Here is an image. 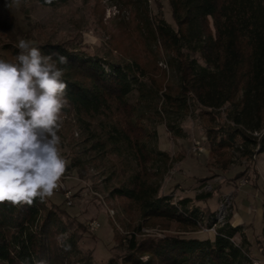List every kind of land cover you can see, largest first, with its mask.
Returning a JSON list of instances; mask_svg holds the SVG:
<instances>
[{
    "label": "trees",
    "instance_id": "trees-1",
    "mask_svg": "<svg viewBox=\"0 0 264 264\" xmlns=\"http://www.w3.org/2000/svg\"><path fill=\"white\" fill-rule=\"evenodd\" d=\"M36 1L55 6L57 0ZM122 1L143 6L141 26L147 40L175 62L177 86L167 83L155 62L147 65L151 69L134 57L114 64L65 42L35 45L45 54L56 51L69 60L65 79L70 107L58 135L72 138L74 128L78 130L82 149L73 166L107 168L109 197L141 222L130 236L116 239L124 249L121 264H251L245 244L234 241L240 227L226 223L212 239L184 236L215 220L209 214L205 224L195 206L212 193L177 201L160 194V181L172 159L150 150L146 140L151 134L142 120L143 110L158 97L174 112L193 108L217 169L227 172L234 156L252 166L253 156L264 153V0H166L173 26L148 17L142 0ZM9 3H0V33L7 27L1 8ZM0 49L7 62H14L19 52L10 42H1ZM262 216L264 221V211ZM149 224L163 230L174 227L180 234L135 236ZM85 230L47 197L31 206L6 201L0 204V263L94 264L91 253L79 248ZM62 234L63 242L58 240Z\"/></svg>",
    "mask_w": 264,
    "mask_h": 264
},
{
    "label": "rangeland",
    "instance_id": "rangeland-1",
    "mask_svg": "<svg viewBox=\"0 0 264 264\" xmlns=\"http://www.w3.org/2000/svg\"><path fill=\"white\" fill-rule=\"evenodd\" d=\"M9 1L1 8V19L7 26L0 33L3 43L16 46L20 39H25L32 41L35 47L43 42H65L114 64H123L134 57L146 66L155 62L165 73L169 85L179 83L175 62L147 40L145 27L141 26L142 5L138 2L134 5L122 0H55V6H43L36 0ZM142 1L147 6L148 17L163 19L173 26L166 0ZM5 56L0 49V59ZM144 82L148 87L147 81ZM136 96L130 100L133 102ZM152 104L143 110L142 123L151 134L146 144L154 153L165 152L172 159L160 181V194L171 195L177 201L211 192L212 198L196 202L195 206L205 224L211 215L221 221L216 227L215 220L211 223L215 232L206 231L207 226L202 224L197 231L184 236L213 238L223 224L240 227L234 241L245 244L251 264H264V153L252 158V166L234 156L227 172H221L210 161L198 111L191 108L187 113L174 112L164 106L160 97ZM196 142H201L203 152H192ZM79 143L76 128L72 138L61 136L58 147L66 161V171L60 181L62 187L47 197L48 201L66 210L85 227L79 248L91 253L94 264H106L110 260L121 264L124 249L118 246L116 239L130 236L141 222L126 214L118 200L109 197L104 182L107 168L97 171L92 167L73 166L74 157L80 155L82 149ZM241 171L243 174L239 176ZM65 194L69 195L68 199ZM91 221L99 223L97 230L90 231ZM164 234L180 233L174 227L163 230L159 225L149 224L142 226L135 236L140 239Z\"/></svg>",
    "mask_w": 264,
    "mask_h": 264
},
{
    "label": "clouds",
    "instance_id": "clouds-1",
    "mask_svg": "<svg viewBox=\"0 0 264 264\" xmlns=\"http://www.w3.org/2000/svg\"><path fill=\"white\" fill-rule=\"evenodd\" d=\"M16 47L14 62L0 59V204L31 206L62 187L66 161L58 132L70 107L69 60L45 54L30 40Z\"/></svg>",
    "mask_w": 264,
    "mask_h": 264
},
{
    "label": "built area",
    "instance_id": "built-area-1",
    "mask_svg": "<svg viewBox=\"0 0 264 264\" xmlns=\"http://www.w3.org/2000/svg\"><path fill=\"white\" fill-rule=\"evenodd\" d=\"M192 152H194V153H201V152H203V145L201 144V142H196V143L193 145ZM255 157H256V155L253 156V158H255ZM67 194H68V193H67ZM67 194H65L66 199L69 198V195H67ZM215 221H216V223L213 224L214 227H216V225L220 224V222H221L220 220H218V217L215 218ZM213 225H212L211 227H208V229H206V231H212V230L214 231V229L212 228ZM223 225H224V224H223ZM88 227H89L90 231H95V230H97V229L99 228V223L96 222V221H91V222L88 224ZM214 232H215V231H214Z\"/></svg>",
    "mask_w": 264,
    "mask_h": 264
},
{
    "label": "crops",
    "instance_id": "crops-1",
    "mask_svg": "<svg viewBox=\"0 0 264 264\" xmlns=\"http://www.w3.org/2000/svg\"><path fill=\"white\" fill-rule=\"evenodd\" d=\"M260 156V155H259ZM262 215H263V213H262ZM210 239H212V238H210Z\"/></svg>",
    "mask_w": 264,
    "mask_h": 264
}]
</instances>
